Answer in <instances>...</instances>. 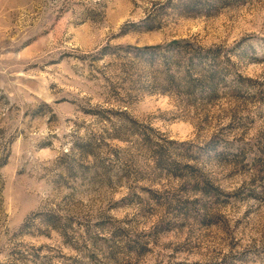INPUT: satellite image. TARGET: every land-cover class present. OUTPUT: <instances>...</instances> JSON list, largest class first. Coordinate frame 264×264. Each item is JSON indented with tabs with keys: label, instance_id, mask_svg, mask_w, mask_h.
I'll return each mask as SVG.
<instances>
[{
	"label": "rangeland",
	"instance_id": "374dc122",
	"mask_svg": "<svg viewBox=\"0 0 264 264\" xmlns=\"http://www.w3.org/2000/svg\"><path fill=\"white\" fill-rule=\"evenodd\" d=\"M0 264H264V0H0Z\"/></svg>",
	"mask_w": 264,
	"mask_h": 264
},
{
	"label": "trees",
	"instance_id": "16d2710c",
	"mask_svg": "<svg viewBox=\"0 0 264 264\" xmlns=\"http://www.w3.org/2000/svg\"><path fill=\"white\" fill-rule=\"evenodd\" d=\"M179 46H181V47H179ZM179 46H177L179 48L178 51H181V53H184V51L187 50V48H188V45L187 46L179 45ZM189 48H190V46H189ZM148 49H150V48H145L144 50H148ZM210 54H212V52H210ZM194 56H195L194 58H196L198 60H202L203 59L202 57H204L206 55L200 54V53H195ZM192 60H193V58L191 57V58H188L187 61L189 62V64H192L191 63ZM215 74H216V71H214V70H210L208 72V74L202 73V79L201 78H193L191 75H186V77H185V79H186V81H185L186 90L189 91V93H193L194 91L202 90L204 84L208 83L209 84L208 89L210 90L211 93L214 92L213 82L215 80Z\"/></svg>",
	"mask_w": 264,
	"mask_h": 264
}]
</instances>
